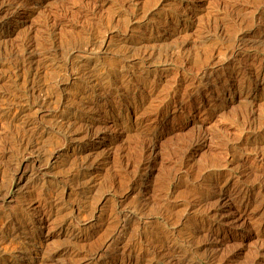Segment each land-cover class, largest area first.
Listing matches in <instances>:
<instances>
[{
    "label": "rangeland",
    "instance_id": "obj_1",
    "mask_svg": "<svg viewBox=\"0 0 264 264\" xmlns=\"http://www.w3.org/2000/svg\"><path fill=\"white\" fill-rule=\"evenodd\" d=\"M0 264H264V0H0Z\"/></svg>",
    "mask_w": 264,
    "mask_h": 264
},
{
    "label": "bare ground",
    "instance_id": "obj_2",
    "mask_svg": "<svg viewBox=\"0 0 264 264\" xmlns=\"http://www.w3.org/2000/svg\"><path fill=\"white\" fill-rule=\"evenodd\" d=\"M21 142V141H20ZM243 199V198H242Z\"/></svg>",
    "mask_w": 264,
    "mask_h": 264
}]
</instances>
